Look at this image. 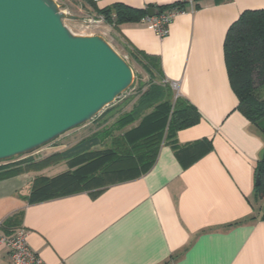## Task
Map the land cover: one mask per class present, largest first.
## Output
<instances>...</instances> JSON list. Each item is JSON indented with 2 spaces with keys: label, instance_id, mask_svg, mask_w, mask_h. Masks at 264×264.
Listing matches in <instances>:
<instances>
[{
  "label": "crops",
  "instance_id": "0c3cea01",
  "mask_svg": "<svg viewBox=\"0 0 264 264\" xmlns=\"http://www.w3.org/2000/svg\"><path fill=\"white\" fill-rule=\"evenodd\" d=\"M193 1L192 10L189 0H79L87 15L117 3L149 15L185 2L163 38L141 19L105 26L138 64L142 53L158 56L201 119L166 140L146 173L99 192L31 202L35 177L59 173L62 162L58 171H10L0 177V233L25 228L46 264H264V199L255 194L264 136L238 109L225 59L230 26L264 0ZM17 213V226H3ZM0 264H11L3 243Z\"/></svg>",
  "mask_w": 264,
  "mask_h": 264
},
{
  "label": "water",
  "instance_id": "95a60500",
  "mask_svg": "<svg viewBox=\"0 0 264 264\" xmlns=\"http://www.w3.org/2000/svg\"><path fill=\"white\" fill-rule=\"evenodd\" d=\"M66 18L55 0H0V162L90 122L133 84L104 36L74 34Z\"/></svg>",
  "mask_w": 264,
  "mask_h": 264
},
{
  "label": "trees",
  "instance_id": "16d2710c",
  "mask_svg": "<svg viewBox=\"0 0 264 264\" xmlns=\"http://www.w3.org/2000/svg\"><path fill=\"white\" fill-rule=\"evenodd\" d=\"M185 5L179 2L172 7L184 9ZM155 9L161 13L165 6ZM102 15L108 24L118 26L126 21L140 20L147 13L117 3L103 10ZM136 58L150 78L149 86L143 90L144 83L139 84L136 103L118 121L122 129L119 134L113 135L114 128H103L42 160L29 158L10 164L17 166L0 172V177L10 171H41L66 162L67 170L35 177L29 200L40 202L82 191L99 192L150 170L161 145L178 130L198 123L201 115L195 105L176 94L162 74L158 56L142 53ZM225 59L231 86L239 99L238 109L264 136V8L245 10L233 22L225 40ZM133 122L137 124L125 129ZM255 192L257 200L264 199V150L257 164ZM19 223L20 214L17 213L5 220L3 226Z\"/></svg>",
  "mask_w": 264,
  "mask_h": 264
},
{
  "label": "rangeland",
  "instance_id": "374dc122",
  "mask_svg": "<svg viewBox=\"0 0 264 264\" xmlns=\"http://www.w3.org/2000/svg\"><path fill=\"white\" fill-rule=\"evenodd\" d=\"M60 9L66 14L74 16V19L66 18L64 23L69 27V29L77 35H92V33L97 34L96 31H93L86 27L85 20L88 18V15L84 10H82L79 0H55ZM93 15V14H89ZM101 35V34H100ZM109 43L124 57L126 60L131 63L133 69V84L131 87L122 93L114 102L105 107L100 113H98L90 122H87L83 125H80L74 129L67 131L66 133L60 135L54 141L42 146L36 151L28 154H24L10 160H5L6 162H11L16 164L18 162L26 161L29 158H35L36 161L42 160L43 158L48 157L54 152L62 151L70 146L76 144L81 139L92 135L97 131H101L103 128H114L113 135L119 134L122 130L120 128L119 119L126 113L130 112L136 103L139 93H137V88L141 82L144 83L143 90H146L149 86V76L145 71L144 67L141 64H138L135 60L131 58L127 52L122 49L111 36L110 33L104 36ZM176 92V91H175ZM137 124L133 122L125 126V129L130 128L131 126ZM107 143L110 144V140H107ZM102 146L98 147L101 148ZM62 164V165H61ZM61 164H56L51 166L53 171H58L57 169L60 165L63 169H68L66 162Z\"/></svg>",
  "mask_w": 264,
  "mask_h": 264
},
{
  "label": "built area",
  "instance_id": "2783aa9c",
  "mask_svg": "<svg viewBox=\"0 0 264 264\" xmlns=\"http://www.w3.org/2000/svg\"><path fill=\"white\" fill-rule=\"evenodd\" d=\"M100 1V0H95ZM190 7L193 10L195 4L193 0H189ZM186 9L180 7H172L167 11L161 13H155L154 15H146L141 20L148 24V26L155 31V33L163 38L169 33V26L173 22L175 16L179 13H184ZM86 27L96 31L97 34L105 36L109 33L107 27L108 24L105 17L102 14L88 15L85 20ZM95 34V33H92ZM173 88H176L177 84L172 83ZM26 229L18 227L12 234L5 235L0 233V243L6 244L8 248V255L11 264H46V262L31 248L26 240Z\"/></svg>",
  "mask_w": 264,
  "mask_h": 264
}]
</instances>
